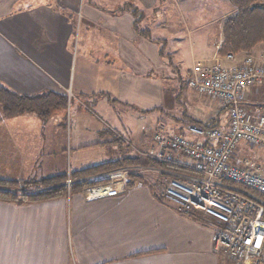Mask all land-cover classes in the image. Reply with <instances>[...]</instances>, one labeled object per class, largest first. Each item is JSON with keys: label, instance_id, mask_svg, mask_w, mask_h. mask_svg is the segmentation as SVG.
I'll use <instances>...</instances> for the list:
<instances>
[{"label": "crops", "instance_id": "1", "mask_svg": "<svg viewBox=\"0 0 264 264\" xmlns=\"http://www.w3.org/2000/svg\"><path fill=\"white\" fill-rule=\"evenodd\" d=\"M158 2L0 0V87L22 96L70 94L67 112L71 110L74 119L83 117L82 109L88 115L98 110L103 125L106 96L116 105H126L125 110L130 106L137 120L160 109L170 122L156 119L149 138L135 132L136 145L144 144L136 150L157 148L154 135L159 126L169 136L192 139L186 132L187 115L175 110L174 98L169 99L163 86L174 72L172 61L168 63L159 55L155 42L159 39L151 33ZM125 4L143 13L138 28L148 30L151 41L139 35L133 17L120 10ZM161 40L168 45L169 41ZM214 47L217 50L218 45ZM18 123L23 128L19 129ZM58 125L40 120L0 121L8 138L19 135L17 130L26 137L40 136V142L25 146L40 144V155L45 156L54 152ZM120 126L132 128L125 121ZM82 128L70 127L76 135ZM91 130L84 133L101 136V140H87V135L79 133V138L74 137L75 150L105 144V132ZM172 156L176 163L191 165L182 156ZM238 158L235 155L232 163L239 164ZM74 161L75 170L89 165ZM138 169L141 179L115 196L87 200L81 191L28 205L0 201V264H223L224 259L212 250L214 223L203 215L197 220L189 218L163 196L168 175L146 167ZM0 177L5 178L3 174Z\"/></svg>", "mask_w": 264, "mask_h": 264}, {"label": "built area", "instance_id": "2", "mask_svg": "<svg viewBox=\"0 0 264 264\" xmlns=\"http://www.w3.org/2000/svg\"><path fill=\"white\" fill-rule=\"evenodd\" d=\"M190 74V89L226 108L227 124L210 129L188 125L186 132L192 139L169 136L162 126L156 129L157 148L149 150V156L172 162L177 154L191 162L179 165L196 174L188 180L167 177L162 194L180 212L200 213L214 223L215 254L237 264H264V165L247 160L232 163L240 143L264 150V100L244 99L250 88L257 94L264 87V53L195 61ZM138 171L121 169L100 175L96 178L114 181L91 186L84 195L88 200L118 195L126 187L127 175Z\"/></svg>", "mask_w": 264, "mask_h": 264}, {"label": "rangeland", "instance_id": "3", "mask_svg": "<svg viewBox=\"0 0 264 264\" xmlns=\"http://www.w3.org/2000/svg\"><path fill=\"white\" fill-rule=\"evenodd\" d=\"M116 6L119 5L116 4ZM232 13L233 9L228 0H160L157 15L151 19L152 36L159 40L164 38L169 41L163 52L165 55H169L170 61H172L170 66L174 74L170 80H164L163 86L167 91V95H169V99L170 97L174 98L173 106L175 110L184 113L187 118L203 123L212 121L219 123L220 126L228 118L227 110H223L217 100L208 96L198 95L190 89L188 68L192 67L195 61L203 58L212 59L217 56V50L214 45H218V47L220 45L222 21ZM158 44L159 49H161L163 47L162 43L159 42ZM260 53H264L263 46H258L250 55H258ZM67 97L71 106L72 97L70 94ZM244 99L250 102H262L264 100V87L258 88L257 94H255L254 87L250 88L245 93ZM120 104L116 105L111 98L105 97V125L101 124L103 120L97 116L99 114L98 110H92L88 115V112L82 109L81 115L83 117H77L76 119H74L71 110L67 112L70 106L65 111H56L49 122L59 124L55 131L58 132V135L52 147L54 152L49 156L40 155V144L38 146L36 144L29 147L25 146L26 143L40 142V136L32 135L26 137L19 132L20 130H17L20 134L11 139L8 138L5 129H0V175L3 174L6 180H15L16 182H23L28 179L39 180L55 175H66L68 172L74 171L76 169L74 159H79L80 164L84 166L113 160L116 152L117 156H119V152L111 142L113 135H117L128 144L133 143L134 146H131L127 152L126 148L128 147L123 146V152L134 155L136 148H144V144L136 145L137 136L135 139L133 138L135 132L145 133L149 138L151 137L150 126L156 122V119L167 118L165 122H170L169 118L162 114L160 109L153 111L154 113L151 112L152 114L150 113L145 117L143 116V120H137L133 116L130 106H128V110H125L127 106ZM1 113L2 107L0 106V115ZM11 121L38 122L39 119L35 115L27 114L3 120V122ZM122 121L132 127L129 128L131 131L127 130V127L120 126ZM116 122L117 125H115ZM106 124L111 128H115V131L106 126ZM74 125L83 127V131L78 130V135H76V131L70 129ZM18 127L19 129L23 128L20 123H18ZM29 127L33 128V126ZM92 128L105 132L103 133L105 144L98 147L75 150L74 137L77 136L79 138L81 136L79 133L82 134V137L87 135V140H101V136L97 137L94 135L93 137L90 136L91 134L84 133V131L93 132ZM49 131L51 132V130ZM42 133L46 134L45 131ZM139 137L140 135H138ZM32 138L36 141L34 139L30 140ZM6 143L8 144L6 145ZM7 150L12 151V154H7ZM235 153L239 157V163L242 160H247L254 165H264V150L260 148L240 143ZM104 157L105 160L103 159ZM96 177L90 179L93 183H96L92 186L105 184L98 183L102 180L104 181V179H97ZM112 181L114 179L107 180L106 183L109 184ZM86 189L82 191L83 194L86 193ZM223 264L237 263L224 259Z\"/></svg>", "mask_w": 264, "mask_h": 264}, {"label": "trees", "instance_id": "4", "mask_svg": "<svg viewBox=\"0 0 264 264\" xmlns=\"http://www.w3.org/2000/svg\"><path fill=\"white\" fill-rule=\"evenodd\" d=\"M158 1L160 2V0ZM228 3L233 9V13L222 21L220 30L221 41L217 48V56L224 57L227 54L243 56L252 54L253 50L258 46L264 47V0H228ZM121 9L126 10L133 17L135 31L151 41L149 31L138 28L143 19V13L135 6L127 4L121 6ZM155 42L162 43L163 47L159 49V55L170 63L169 55H165L163 52L166 42L164 40H156ZM0 106L2 107L0 121L20 115L32 114L42 123H47L56 111H65L70 106V101L65 95L49 92L39 96H22L0 87ZM157 110L159 109H153L148 112ZM223 110H226V108L223 107ZM185 122L186 126L193 125L210 129L223 128L227 120L221 126L219 123L212 121L203 123L188 118ZM111 142L119 152V156L115 160L88 165L81 169L70 171L66 175H55L39 180L28 179L23 182H16L15 180L10 181L0 177V201L28 205L63 198L95 185L96 183H93L90 179L121 169L146 167L157 170L164 176H175L183 180L196 176L193 171L179 165L181 164L179 162L176 164L174 161L160 162L152 159L148 154V150H135L134 155L123 152V146L128 147L126 148L127 152L131 145L117 135L112 136ZM93 146H85L81 147V149ZM127 178L126 187H130L134 181L141 179V175L132 172L127 175ZM67 180L70 181L69 185H67ZM166 180L163 182L165 183ZM106 182L107 180H102L98 183L106 184ZM163 182L160 181L161 185H163ZM184 215L195 220L202 216V214L196 212Z\"/></svg>", "mask_w": 264, "mask_h": 264}]
</instances>
